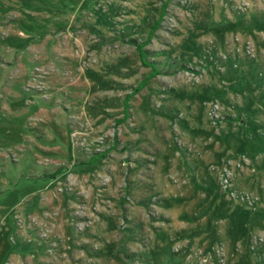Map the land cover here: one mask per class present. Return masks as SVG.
<instances>
[{
  "label": "rangeland",
  "instance_id": "1",
  "mask_svg": "<svg viewBox=\"0 0 264 264\" xmlns=\"http://www.w3.org/2000/svg\"><path fill=\"white\" fill-rule=\"evenodd\" d=\"M0 264H264V0H0Z\"/></svg>",
  "mask_w": 264,
  "mask_h": 264
}]
</instances>
